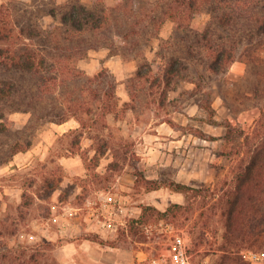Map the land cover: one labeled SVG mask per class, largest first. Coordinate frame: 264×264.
I'll use <instances>...</instances> for the list:
<instances>
[{
    "label": "rangeland",
    "instance_id": "rangeland-1",
    "mask_svg": "<svg viewBox=\"0 0 264 264\" xmlns=\"http://www.w3.org/2000/svg\"><path fill=\"white\" fill-rule=\"evenodd\" d=\"M2 1L21 5L22 1L30 0ZM208 19L209 14L202 12L193 18L191 25L202 29ZM42 20L46 23L52 18L45 16ZM156 42L155 37L141 39L137 54L140 61L143 54L151 55ZM176 45L182 50L185 43L180 41ZM135 53L122 49L113 55L130 62L135 60ZM109 54H112L110 50ZM245 57L250 59L248 63ZM99 60L98 70L107 68L113 73L104 64L103 57ZM236 60L243 62L244 72L237 74L228 70L212 76L207 84L201 83L200 91L194 83L180 81L176 90L169 91L165 102L159 100L161 87L134 79L135 96L128 95L123 117L116 120L109 114L107 127L100 119L87 131L92 140L82 138L81 145L90 146L85 148L88 151L80 149L85 160L78 155L73 160L77 172L71 173L59 160L72 154L69 152L71 135L60 134L67 124L59 127L50 117L41 114L48 106L46 102L28 111L6 113L8 131L0 134V219L7 228L2 227L0 233V250L41 243L47 255L57 264H63L58 258L57 246L73 236L89 235L85 231L105 228L100 226L98 218L114 210L112 217L125 243L128 233L140 240H156L154 247H158L162 239L171 240L172 234L181 233L186 236L192 264H219L221 254L213 251L222 242L223 220L218 216L215 199L192 198L164 184L154 190L148 186L177 181L206 190H220L230 181L243 138L238 134L225 137V124L230 121L233 126L250 131L261 113L264 36L242 46ZM84 62L85 59H79L77 63L82 67ZM160 62H152L155 71ZM133 74L134 70L130 69L119 74L123 75L120 81L116 74L115 77L126 89ZM208 103L214 109L212 116L205 108ZM17 139L21 143L29 141L30 146L27 153H20L13 161L8 144ZM108 197L115 205H104L105 201L109 202ZM173 202L190 208L170 212L167 217L139 220L143 205L153 204L164 210ZM160 252L155 251V257ZM83 253L79 264H88L83 260ZM251 253L264 254V243L260 240L254 246L241 244L235 261L226 259L222 263L264 264V256L254 259ZM0 262L10 264L12 259L4 258Z\"/></svg>",
    "mask_w": 264,
    "mask_h": 264
},
{
    "label": "trees",
    "instance_id": "trees-1",
    "mask_svg": "<svg viewBox=\"0 0 264 264\" xmlns=\"http://www.w3.org/2000/svg\"><path fill=\"white\" fill-rule=\"evenodd\" d=\"M21 3H0V134L8 131L6 113L28 111L46 102L48 106L41 114L51 121L62 123L71 117L79 121L78 128L61 136L71 135L69 151H79L83 160V131H91L100 119L107 127L109 114L122 118L128 103L120 102L117 79L107 68L89 75L78 67V60L87 57L90 49L107 47L112 54L122 49L136 52L133 59L137 68L127 85L129 96H135L134 79L146 80L161 87L159 100L165 102L169 91L176 90L180 81L192 82L202 90L201 83L207 84L212 76L229 70L242 46L264 36V0H115L111 5L107 0ZM202 12L209 14L206 25L193 28L191 21ZM45 16L52 20L45 23ZM166 19L174 22V30L167 39H161L158 31ZM145 37L160 39L161 62L156 71L145 54L143 61L137 56ZM180 41L185 43L182 50L176 45ZM249 60L244 58L246 63ZM253 90L258 91V86ZM205 108L212 116L213 107L208 103ZM225 126V137L238 134L243 140L233 175L220 190L177 181L148 186L154 190L164 184L192 198L215 199L218 216L223 220L222 242L213 251L221 254L219 264L226 259L235 261L241 244L254 246L260 240L264 243V106L250 131L235 127L230 121ZM8 146L13 156L27 150L30 142L17 139ZM187 208L190 205L177 202L164 210L146 204L139 220L167 217L170 212ZM2 227L7 228L0 219V233ZM86 237L106 242L97 233ZM43 246L19 244L16 249L0 250V259H12L10 264H57Z\"/></svg>",
    "mask_w": 264,
    "mask_h": 264
},
{
    "label": "crops",
    "instance_id": "crops-1",
    "mask_svg": "<svg viewBox=\"0 0 264 264\" xmlns=\"http://www.w3.org/2000/svg\"><path fill=\"white\" fill-rule=\"evenodd\" d=\"M2 0H0L1 3ZM65 0H57V2L61 3L64 2ZM3 2V1H2ZM108 4H114L115 0L113 3H109L107 0ZM174 30V22L171 19L165 20L163 24L161 25L158 35L161 39H167L173 32ZM157 42L153 45L154 47L151 48V55L146 54L148 57L149 61H158L161 60V58L158 56V52L161 49L160 45V39L156 38ZM157 45V47H156ZM105 47H100L97 49H92L91 52L89 51L87 57L82 58L85 59L84 65L81 67L78 63V67L85 71L87 74L92 75L98 72L99 66L100 65V57H103L104 64L111 68V71L113 74L117 75L118 80L120 81L123 77L122 74L126 70H136V60H131L130 62H125L122 61L121 59H117L113 54H109V48ZM94 52V55L93 53ZM81 60V59H80ZM132 62H134L132 65ZM96 65V66H95ZM244 65L243 62H238V60H235L229 67V70L231 72L240 74L244 72ZM101 70V69H100ZM131 73V72H130ZM117 80V83L119 82ZM117 95L120 97V100L127 101L128 100V91L127 88H124V84L120 83L118 84V90H116ZM112 115V114H110ZM113 116V115H112ZM113 119L115 117L113 116ZM118 120V119H116ZM67 124V125H66ZM66 128H63L60 132V134H63L65 132H68L72 129L78 128L80 126L79 121L71 117L67 119L66 121L62 123H57V126H65ZM87 137L88 139L92 140V138L87 136V131H83L80 139V144L82 141V138ZM90 146V145H89ZM83 147V145H80L81 150H86L88 151L89 147ZM80 150V151H81ZM28 152V149L25 151H19L15 154H13V161L16 160L17 156L21 154H25ZM72 154H76V156L72 155L71 156H62L63 158L59 159L62 164L67 168L68 171L72 172H77V166L76 163L73 162L74 159H77V155L81 156L80 152H71ZM83 159V158H82ZM12 161V160H11ZM73 162V163H72ZM29 163V161L25 162L23 165H26ZM8 166V163L5 164ZM10 165V164H9ZM80 173V172H79ZM87 232V233H86ZM91 233H97L102 239H104L106 242H98L93 239H89L86 236L84 237H71L67 240H63V243L60 244L58 247L59 249V255L58 258L61 260L63 264H79V258L81 256V251H83V260L87 262L88 264H150V261L155 257V251L158 250L164 251L165 248L170 244L171 240L168 239H162L160 241V244L158 247H154V244L156 240H140L134 236H130V234L127 233V237L129 238L126 243L124 240L120 237L119 232L117 227L116 228H100L96 229L94 231L88 232L85 231L86 234H91ZM110 241L112 243H110ZM167 245V247H166ZM69 249V250H67ZM155 249V251H154ZM65 251V252H64Z\"/></svg>",
    "mask_w": 264,
    "mask_h": 264
},
{
    "label": "built area",
    "instance_id": "built-area-1",
    "mask_svg": "<svg viewBox=\"0 0 264 264\" xmlns=\"http://www.w3.org/2000/svg\"><path fill=\"white\" fill-rule=\"evenodd\" d=\"M109 198V202L105 201L104 205L108 206L112 203V198ZM108 200V199H105ZM116 202V199L113 201ZM110 203V204H109ZM115 205V204H114ZM114 210H111L108 215H104L103 218H98L101 227L105 228H116V224L114 222V218L112 214H114ZM251 258L260 259L264 256L263 253H251ZM169 262L170 264H192L190 255L187 251V239L186 236L181 233L172 234V239L170 241L169 246L166 249V252H160L157 257H154L150 264H164Z\"/></svg>",
    "mask_w": 264,
    "mask_h": 264
}]
</instances>
